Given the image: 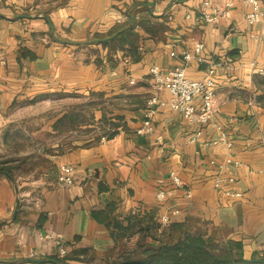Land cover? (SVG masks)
Instances as JSON below:
<instances>
[{"label": "crops", "instance_id": "crops-1", "mask_svg": "<svg viewBox=\"0 0 264 264\" xmlns=\"http://www.w3.org/2000/svg\"><path fill=\"white\" fill-rule=\"evenodd\" d=\"M202 2L0 0V52L5 58L0 64V139L7 145L13 126L36 120L40 112L47 116L40 124L44 140H32L35 149L26 157L30 168L16 184L0 177V258H28L33 249L38 258L59 255L58 246L44 235L61 234L72 264L108 263L143 239L138 231L117 238L109 221L127 226L137 216V229L156 221L162 231L161 214L170 208L181 213L173 217L168 237L197 230L206 237L240 241L246 258L264 255V73L252 64L264 68V26L246 21L249 7L239 0L219 22L205 23L199 20ZM260 2L264 9V0ZM133 22L137 56L127 46L113 49L94 41ZM260 32L257 41L251 34ZM198 42L204 43V61L193 58L188 76L201 79L215 67V120L234 140L233 153L241 161L234 171L236 182L223 188H216L214 179L229 150L223 143L207 144L218 137L215 127L207 126L191 141L195 130L183 114L164 107L153 133L137 132L156 92L150 67L181 64ZM73 96L93 100L95 123L106 119L104 127L116 133L83 142L79 136L66 139L86 124L59 130L58 119L84 112L85 105L78 102L54 114L50 103ZM58 132L71 133L58 137ZM63 165L74 167L72 184L59 181ZM172 170L182 187L173 185ZM161 189L167 191L162 201L157 198ZM186 190H192L191 198ZM99 210L109 218L96 217Z\"/></svg>", "mask_w": 264, "mask_h": 264}, {"label": "built area", "instance_id": "built-area-1", "mask_svg": "<svg viewBox=\"0 0 264 264\" xmlns=\"http://www.w3.org/2000/svg\"><path fill=\"white\" fill-rule=\"evenodd\" d=\"M236 0H228L224 4H219L215 0H203L199 8V20L205 23H217L221 18L226 17L229 9L235 4ZM245 6L249 7L246 13V21L250 24L261 22L264 26V9L261 6L260 0H239ZM188 17L191 14L187 15ZM128 16H125L127 18ZM123 18V19H125ZM257 40H262V32L259 34H251ZM204 43L198 42L195 52H185L183 55V62L177 66L169 69H163L160 65L154 64L150 67L151 81L153 88L156 91L147 101L146 109L142 125L137 129L140 134H151L155 130V117L159 110L164 107H170L174 110L180 111L185 117L187 123L194 128V134L191 141H197L203 134L207 126H213L218 130V137L207 142V144L223 143L228 148V153L223 162L219 164L220 174L214 179V186L216 188H223L228 184L236 182L235 169L241 164L239 158L233 153L234 140L228 135L224 125L215 120V114L219 107V94L217 88V81L215 78V67H210L208 75L201 79H193L188 76L187 68L190 61L196 58L198 62H203L202 50ZM176 52L173 51L172 55ZM5 62L3 54L0 52V64ZM253 66L255 70L264 73V68L257 66L254 61ZM163 94H167L164 97ZM254 96L252 102H256ZM75 174L72 165H63L59 175V181L63 185H69L74 182ZM170 179L174 186L182 187L183 182L179 174L172 170L170 172ZM229 191V190H226ZM237 196L242 195L241 192L234 193ZM186 198L193 196L192 190L185 191ZM167 191L161 189L157 192L159 200H165ZM181 213L180 208H170L161 214V223L163 226L168 225L174 216ZM1 222V217H0ZM44 238L52 239L55 245L58 246L59 256H66L67 249L64 244L63 236L61 234H46ZM39 252L31 250L30 257H37ZM105 264V263H100Z\"/></svg>", "mask_w": 264, "mask_h": 264}, {"label": "trees", "instance_id": "trees-1", "mask_svg": "<svg viewBox=\"0 0 264 264\" xmlns=\"http://www.w3.org/2000/svg\"><path fill=\"white\" fill-rule=\"evenodd\" d=\"M136 22L122 26L116 30L113 34L106 37L94 38L97 43L101 42L105 46H110L113 49L129 48L130 52L137 56V37L138 34L135 31ZM126 47V48H127ZM260 101V98H258ZM93 104V103H92ZM85 112V111H84ZM83 113H77L71 111L66 113L64 116L58 119L57 127L59 130L70 129L77 130V125L82 120H79V115ZM95 120L94 111L92 110V116ZM96 122V120H95ZM84 123V122H83ZM100 127L107 125L108 121L103 119L99 122ZM98 126V124H97ZM64 129V130H65ZM107 133L108 137L116 133V130L106 131L105 133L97 136L99 139ZM10 168V167H9ZM7 169V170H4ZM0 169L2 171H8L11 177H14L12 168ZM94 215L99 219L102 217L109 218V213L106 210L94 211ZM135 218L134 224L124 226L118 221L112 223L109 221V226H114L117 229L115 236L123 237L124 235L132 234L136 231L143 234V239L149 240L142 243L139 240L137 246L134 248H126L120 253L116 260L105 264H264V257L260 255H254L252 258H246L243 252V244L240 241L234 239L219 240L212 237H206L204 233L200 231L187 230L184 231L180 236L168 237L167 234L172 228V222L166 226H162L163 230L160 231V225L153 221L149 224V227L136 228L137 222L141 219ZM44 259H52L42 262H29L27 258H11L2 259L0 258L1 264H72L67 256L49 255L42 257Z\"/></svg>", "mask_w": 264, "mask_h": 264}, {"label": "rangeland", "instance_id": "rangeland-1", "mask_svg": "<svg viewBox=\"0 0 264 264\" xmlns=\"http://www.w3.org/2000/svg\"><path fill=\"white\" fill-rule=\"evenodd\" d=\"M97 101L98 100L96 99L95 102ZM78 102L79 104L84 103L85 105V108L83 107L85 112L79 115V120H82L86 125L85 127H82L77 133L67 137L66 139L72 140V138L79 136L77 139L82 140L81 142H83V140L85 141V139H88L89 137L96 138L97 136L105 133L107 131L106 127H100L99 124L97 126L95 120L91 117L93 100H90L89 97L85 98V101H83V99H78L77 97L73 96L65 100H56L53 102V104L51 102L50 106H53L52 111H54L53 113L55 114L59 110H63V108L66 106H70L71 108L78 106ZM49 112L50 111L47 112L48 115H50ZM42 115H44L43 112H40L36 120L30 122L20 121L19 124L21 126H13L12 132L8 135L9 142L7 145L3 144L2 138L0 139V169L3 170L4 167L8 169L12 168L11 170L15 179L13 177L12 178L16 180L15 184L17 183V180H20V178H18L19 174L28 170L31 166V161L26 157L29 156V152H33L35 149V143H33L32 140H34L36 137L43 138L44 140L46 136V131L41 128L40 124H43L44 118L47 116ZM69 133L71 132H66V134H61L58 132L56 134L58 137H60L61 135H68ZM0 177H5L10 180V178L3 173L0 174ZM142 242L145 243L147 241L143 240ZM262 257H264V255Z\"/></svg>", "mask_w": 264, "mask_h": 264}, {"label": "water", "instance_id": "water-1", "mask_svg": "<svg viewBox=\"0 0 264 264\" xmlns=\"http://www.w3.org/2000/svg\"><path fill=\"white\" fill-rule=\"evenodd\" d=\"M3 173L5 174L6 176H8L11 180H13V178L11 177L10 173L8 171H2L0 170V174ZM20 200L18 199L17 200V205H16V209L14 211V214H13V218H16L17 217V214H18V211H19V208H20ZM4 224V222H0V227ZM27 260L29 262H42V261H48V260H52V259H44V258H38V257H28Z\"/></svg>", "mask_w": 264, "mask_h": 264}]
</instances>
